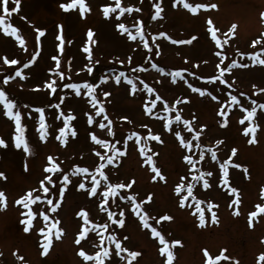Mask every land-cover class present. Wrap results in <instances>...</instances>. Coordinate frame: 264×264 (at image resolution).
Here are the masks:
<instances>
[{"label": "rangeland", "instance_id": "obj_1", "mask_svg": "<svg viewBox=\"0 0 264 264\" xmlns=\"http://www.w3.org/2000/svg\"><path fill=\"white\" fill-rule=\"evenodd\" d=\"M67 0H21L20 10L13 13L6 19L20 31L26 41L27 52H24L15 40L0 31V88H3L11 98H14L19 105H30L32 107L42 106L45 108L49 136L47 142L39 139L37 131L36 114L33 112L32 119H26L27 138L31 147V155H26L22 150L14 147L12 135L14 126L11 121L0 113V138L8 143V148H0V172H3L7 179L0 178V191L7 196V207H0V264H23L17 256H23L27 264H82L81 258L77 255L78 247H83L89 253L97 249L93 247L98 243L95 233H89L88 238L81 242L80 246L74 243L75 237L82 223L76 213L81 208L88 211L90 219L95 223L107 222L106 213L99 210V196L89 198L87 194L78 190L76 184L78 177H71V184L68 185L64 199L56 213L48 212L49 206L46 201L32 205L37 213L30 232L23 231L20 220L24 217L21 212L25 211L14 201L29 189L38 188V181L42 179L43 167L46 164V157L53 155L59 158L61 167L68 171L73 165L86 166L91 170L98 162L93 149L101 150L91 140L89 133L95 134L110 142L120 140L118 147H123L122 138L131 131L139 132L142 136L147 134V129L142 125H148L154 134H159L163 143L150 141L152 150L158 155L154 157L157 166L166 177V182L153 181V173L143 166L142 158L133 141L128 142L127 154L119 159L116 166L108 165L105 169L109 179L113 183H128L135 180L130 190H121V194L127 192L135 195L137 201L145 200L151 194L150 203H145L143 208L151 217L159 218L162 215H170L174 219L162 221L158 228L169 241L181 240L182 247L174 249V264H203L202 250L207 248L214 256L222 249H227L225 255L231 259L221 261L220 264H233L238 260L239 264H256V258L264 252V216L259 221H254V228L248 226V213L254 210L257 203H264L260 198V190L264 188V111L258 109L255 122L260 125L257 132V143L249 144L248 139L242 133L244 127L238 121L244 115L238 106L226 109L229 112L228 125L221 126L222 118L218 116L221 104L228 101V94L231 92L237 95L244 107L250 108L251 101L257 104L264 103V94L258 93L256 88H264V66H253L247 55L239 53H252L258 51L253 49L251 41L264 32V22L261 21L260 13L264 12V0H189L192 3H215L218 10H201L197 15L190 14L182 6H173L174 0H123L125 7H138L142 11L132 14L125 13L118 22L125 23L134 33L133 27L137 20L143 22V31L148 39L152 51L143 48L139 41H131L125 35H121L116 29L113 19H105L102 15V6L113 4L114 0H87L91 12L84 18L79 17L77 12L65 13L59 5ZM154 3H160L163 8L162 17L153 20ZM13 0H9V7H13ZM3 13L0 12V15ZM211 18L214 25L220 30L218 35L223 38V33L235 23L238 25L236 35L229 40L223 49H217L207 33L206 20ZM63 26L65 38L64 52L60 55V70L65 73V80L61 83H84L88 82L95 86V95L102 100L109 118L113 121L115 131L114 137L107 135L106 129H100L97 124L88 125L86 113L94 110L89 105L88 97L83 94L77 97L72 90L59 88L56 95L49 96L46 91H34L37 86L50 78V69L54 67L51 56L58 54L56 36L58 26ZM40 28L46 35L41 38L39 49L35 43V29ZM92 29L95 33L96 43L91 45L92 60L89 61L87 54L83 52L86 42V32ZM159 33H166L172 39H189L195 35L197 40L192 44L176 45L170 40L160 37ZM154 39V42H153ZM71 40L69 44L67 41ZM156 45H159L157 49ZM35 50L40 51L36 63L28 69H23L27 80L15 78L9 84H3L6 76L15 74L16 68H22V64L30 58L29 53ZM157 51L159 55H157ZM221 51L227 59L221 66L230 65L232 60L238 64L247 63L249 67H233L229 73H225V79L233 83L229 89L227 85L219 81L208 83L207 78L213 75L219 76L216 65L220 63V57L215 55ZM18 59L21 65L9 66L3 63V57ZM129 58L131 62L129 63ZM123 61V64L120 62ZM156 64L163 72L152 68ZM197 65H199L197 67ZM88 67L93 71L89 73ZM134 68L144 69L133 71ZM187 70L183 72L184 79L177 78L173 83L171 73L176 70ZM123 71L136 84L138 91L135 95L130 94V86L121 81L119 85L114 82V75ZM194 74V75H193ZM108 77L105 82L104 78ZM139 78V79H138ZM140 80L155 89L154 94H148L143 90ZM185 80L187 83H185ZM201 87L211 91L218 97L213 101L210 97H201L188 87ZM110 95L105 98L103 92ZM244 95L241 96L240 94ZM158 94L162 101L181 112L183 119L195 120L193 128L199 130L200 125H206L199 142L205 148L212 146L217 140L223 143L215 149L217 161L211 160V156L205 151V157L199 160L200 149L195 148V141L191 153L179 146L174 135L166 131L163 121L150 117L144 112V105L154 99ZM57 96L64 97L61 108L67 113L71 111L76 119L72 122L77 130L76 138H69L67 146H61L54 136L62 122L55 118V108L49 107V102H58ZM187 98L189 102L175 104L177 100L183 101ZM27 111V109H22ZM160 116L170 115L162 111V102L158 101L154 108ZM174 115V112L171 113ZM127 117V120H121ZM94 119L99 122V117ZM131 121V123H128ZM247 123V122H246ZM173 129L181 131L186 139L192 137L186 132L183 124L173 123ZM237 149L233 163L248 169L246 176L243 169L229 168V180L233 187H236L240 194L239 205L240 215H233L236 205L232 203L234 197L228 194V190L220 185L219 164L226 160L231 149ZM183 154H192L197 159V168L204 172H212V176L206 177L210 187L204 189L202 182L196 183L194 195L207 203L218 205L213 211L216 212L218 223L213 224L210 213L205 211L207 226L198 227L197 218L190 214L191 210L180 208L178 197L174 193L175 184L179 177L187 175L189 181L191 174L188 173V165L183 161ZM27 162L28 170H24V163ZM55 179V176H54ZM57 187L60 181L56 182ZM90 186V184H89ZM57 187H51L48 194L55 201L57 198ZM103 190V184L98 191ZM194 204L195 201L189 200ZM204 206V205H202ZM110 210L119 214L122 210L125 213V225L123 228H116L109 222V230L116 231L118 238L127 236L124 244L131 250H138L142 253L138 258L139 264H163L162 257L158 253V242L152 238L149 231L143 229L138 218L131 211V204L127 200L115 201L110 199ZM40 212L47 213L50 217L61 221L60 227L64 229V235L60 240H53V245L47 256H42L39 228L44 226ZM114 247V246H113ZM125 255V254H121ZM111 264H124L119 257L113 256Z\"/></svg>", "mask_w": 264, "mask_h": 264}, {"label": "snow or ice", "instance_id": "obj_2", "mask_svg": "<svg viewBox=\"0 0 264 264\" xmlns=\"http://www.w3.org/2000/svg\"><path fill=\"white\" fill-rule=\"evenodd\" d=\"M14 6L9 7V0H0V12L3 14L0 15V31L3 32L4 35L11 37L15 40V42L19 45V47L27 52L26 41L24 37L20 34V31L17 27H15L10 22L6 23V19L10 17L13 13H18L20 10L21 0H13ZM182 6L185 10H187L190 14L197 15L201 10H218V5L215 3H192L189 0H174L173 6ZM59 7L65 13L77 12L79 17L84 18L86 14L91 12V7L87 3V0H67V2L61 3ZM155 12L151 16L153 20L157 18H163V8L160 3H154L153 5ZM142 10L138 7L123 5V0H114L113 4H105L102 6V15L105 19H113L117 21L115 23L116 29L120 32L121 35H125L127 39L131 41H139L142 43L143 48L152 51L150 47L148 39H146L144 31H143V22L137 20L134 24L135 33L126 26L125 23L118 22L121 17L124 16L125 13L132 14L133 12L139 13ZM261 21L264 22V12L260 13ZM207 24V33L210 36L212 42L217 49H223L225 45L229 43V40L235 37L236 29L238 25L233 23L227 32L223 33V38L221 35H218L220 30L214 25L213 20L209 17L206 20ZM35 43L37 49H39L41 45V38L46 35L45 31L37 28L35 29ZM160 37L168 39L172 44L183 45V44H192L193 41L197 40L198 37L193 35L189 39H172L170 36H167L166 33H159ZM95 33L92 29H88L86 32V42L83 47V52L87 54V58L89 61L92 60V48L91 45L96 43L94 39ZM56 40L58 41L57 49L58 54L51 56V60L54 61V67L50 69V78L47 79L42 86H37L34 88V91H46L49 96H53L57 94L59 88L70 89L77 96L80 97L82 94L88 97V103L91 108L94 110V115L92 113H86L87 123L88 125L97 124L100 129H106L107 135L109 137L115 136V131L113 128V121L109 118L106 108L104 107V103L102 100L98 99L95 95V86L91 83H61L58 84L57 80L63 82L65 80L64 71L60 70V55L64 52L65 38L63 35V26H58V35L56 36ZM154 42V39H153ZM67 43L71 44L72 41L69 40ZM251 46L253 49H257L258 51H253L252 53H239V55L244 56L247 55L252 65H260L264 66V32L260 33V35L251 41ZM157 49L159 45H156ZM157 55L159 52L157 51ZM215 55L220 57V63L216 65L217 70L219 72V76L213 75L207 78L208 83H213L215 81H219L220 84L227 85L229 89L233 87V83H229L225 79V73H229L233 67H249L247 63L238 64L237 61L232 60L230 65L222 67L224 64V60L227 57L221 52L216 51ZM30 58L27 62L22 64V68H16L14 76L9 75L3 79V84L7 85L9 82L15 78H20V80H27L28 76L25 75L23 69H28L30 66L34 65L40 56V51L35 50L33 53H29ZM3 63L9 66H17L21 65V61L18 59H9L7 56L3 57ZM131 62V58H129V63ZM123 64V61L120 62ZM199 65H197L198 67ZM152 68L157 69L158 71L163 72V69L159 68L156 64L151 65ZM143 71L144 69L134 68L133 71ZM87 71L91 73L93 71L92 67H88ZM185 70H176L171 73L172 81L175 83L177 78L184 79L183 72ZM194 75V74H193ZM114 82L119 85L123 79L126 85L130 86V94L135 95L138 91L137 84L128 77L123 71L119 72V74L114 75ZM139 79V78H138ZM105 82L108 80V77L104 78ZM185 83L187 81L185 80ZM140 84L143 85V90L148 94H154L155 89L150 87L148 84L144 83L143 80H140ZM188 87L192 92L199 94L201 97L208 96L213 101H218V97L213 95L211 91H207L206 89H202L201 87H193L192 84H188ZM253 87L256 89L258 93L264 94V88H256L255 85ZM110 95L109 92H103V96L107 98ZM241 96L244 94L241 93ZM58 102L52 104L49 102L50 108H55V118L62 122V126L58 127L56 130V134L54 136L55 140L60 143L61 146H67L69 138L77 137V130L72 123L76 116L68 111L67 113L61 108L64 97L57 96ZM162 102V111L164 113H170V115L160 116L156 112H154V108L157 105V102ZM189 102L187 98H184L183 101L177 100L175 104L187 103ZM252 106L250 108L244 107L241 104L240 99H238L237 95H233L231 92L228 94V101L224 104H221L218 110V116L222 118L221 126L226 127L228 125V115L229 112L226 109H231L233 106H238L244 115L239 119V123L243 125L242 133L244 136L249 137L248 143L255 144L257 143V132L260 129V125L255 122V117L257 114V110L260 109L264 111V103L257 104L255 100L251 101ZM22 109H27V111H22ZM144 112L146 115L160 119L163 121V127L166 131L172 133L174 137L177 139L179 146L186 150L187 153H191L193 148V142L195 141V148L200 149L199 151V160H203L205 157V151L210 154L211 160L217 161V152L216 148L218 145L223 143L222 140H217L214 145L207 146L206 148L201 145L199 142L200 137L204 130L206 129V125H200L199 130H196L192 126V122L195 120V116L192 117V120L183 119L181 112L175 109V105H169L166 101H162V98L156 94L154 99H150L144 105ZM45 108L42 106L32 107L30 105H19L14 98H11L10 95L3 89L0 88V113L4 117H6L9 121L12 122L14 126V133L12 135V142L16 149L22 150V152L26 155H31V147L28 142V138L26 135L27 126L24 123L26 119L33 118V112L36 114V122H37V131L39 133V139L42 142H47L49 136V128L47 123V118L45 114ZM174 112V115L171 113ZM95 117H99V122L94 119ZM121 120H127V117H121ZM183 124L186 132L192 137L191 139H186L184 135H182L181 131H177L173 129V123ZM247 122V123H246ZM131 123V121H128ZM145 129H147L146 135H141L139 132L131 131L126 138H122L123 147H118L117 145L121 143L120 140L115 142H110L108 139L99 138L95 132L89 133L90 140L98 145L101 150L93 149L95 156L98 158L97 164L90 170L89 167L73 165L70 170L65 171L61 167V162H59V158L53 155H48L46 157V164L43 167V177L38 181V188H33L27 190L25 193L20 195L14 203L20 206L25 211L21 212V216L24 217L20 220V224L23 225V231L25 233L30 232L33 227V221L37 216V213L33 211L32 205H35L38 202L46 201L49 206L48 212L56 213L61 206V203L64 199V194L67 190L69 184L72 183L71 177H78V182L76 187L78 190L84 191L89 198H94L99 196L98 207L99 210L106 213L107 222L105 223H95L90 219L89 213L86 209L81 208L77 211L76 216L81 219L82 223L80 225V229L75 237L74 243L77 246L81 245V242L88 238L89 233H95L98 238V243L94 244L93 247L97 250L93 253H89L83 247H78L77 255L81 258L82 264H111V260L113 256L119 257L124 264H139L138 258L141 257L142 253L138 250L129 249L124 242L128 240L127 236H123L118 238L116 231L109 230V222L111 225L116 228H123L125 225V213L124 211H120L119 214L110 210L109 201H115L118 197L120 200H127L131 204V211L138 218L143 229L148 230L151 237L156 239L158 242V253L162 257L163 264H174L175 253L174 249L177 246H183L181 240H173L169 241L166 239L165 235L162 234L160 230L150 221L154 220L155 225H159L162 221H171L174 218L170 215H162L159 218L151 217L148 212L143 208L145 203H150L152 196L149 194L145 200L137 201L135 195L128 194L124 192L121 194V190H130L135 184V180H131L128 183H113L110 181L107 172L105 171L108 165L116 166L119 162V159L127 154V146L129 141L134 142V146L137 147L140 157L142 158L143 166L147 167L151 173H153L151 179L155 182L157 180L166 182V177L162 174L161 169L157 166V162L154 159L158 155V153L154 152L150 146V141H155L157 143H163L161 136L157 133L154 134L148 125H142ZM8 143L0 138V148H8ZM237 149H231V153L229 157L220 162L219 170H220V178L219 182L222 187L228 190V194L232 195L234 199L229 207L232 205H236V208L233 212V215H240L239 205L241 203L240 194L236 187L231 186L229 180V168L234 167L236 169H243L245 175H248V169L239 163H233V157L236 156ZM182 159L188 165V173L191 174V180L189 181L187 175H182L179 177L178 182L175 184L174 193L178 197V205L180 208H188L191 210L190 214L195 216L198 221V227L204 228L207 226L205 211L210 213V219L213 224L218 223V217L214 208H217L218 205L213 203L205 204L204 201L198 199L194 195V187L196 183L202 182V186L204 189L210 187L208 179L206 177L212 176V172H204L197 168V159L193 158L192 154H183ZM24 170H28L27 162L24 163ZM55 176V179H54ZM0 178L7 179L3 172H0ZM60 181V185L57 187L56 182ZM90 184V186H89ZM103 184V190L98 191ZM51 187H57V198L54 199L50 197L48 194L50 193ZM260 198L264 200V188L260 190ZM195 201L194 204L188 203L189 200ZM204 205V206H202ZM0 207H7V196L4 191H0ZM39 215L42 217L44 222V226L39 228V234L42 239L40 241V248L42 249L41 255L47 256L52 245L53 240H60L64 235V229L60 227L61 221L54 216L50 217L45 212H40ZM264 216V203H257L254 206V210L248 213V226L250 228H254V221L258 222L259 218ZM114 246V247H113ZM227 249H222L218 255H213L207 248L202 250L203 255V264H220V262L228 261L231 258L225 253ZM125 255H121V254ZM2 255V253H0ZM17 259L23 262V264H27L24 261L23 256H17ZM233 264H239L238 260L233 261ZM256 264H264V252H261L256 258Z\"/></svg>", "mask_w": 264, "mask_h": 264}]
</instances>
